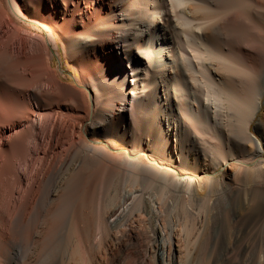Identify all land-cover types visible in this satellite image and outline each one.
Masks as SVG:
<instances>
[{
  "label": "bare ground",
  "instance_id": "6f19581e",
  "mask_svg": "<svg viewBox=\"0 0 264 264\" xmlns=\"http://www.w3.org/2000/svg\"><path fill=\"white\" fill-rule=\"evenodd\" d=\"M263 155L264 0H0V264H264Z\"/></svg>",
  "mask_w": 264,
  "mask_h": 264
},
{
  "label": "rangeland",
  "instance_id": "374dc122",
  "mask_svg": "<svg viewBox=\"0 0 264 264\" xmlns=\"http://www.w3.org/2000/svg\"><path fill=\"white\" fill-rule=\"evenodd\" d=\"M53 53L55 54V51H53ZM53 61H54L53 62L54 68H58L60 66L61 69L63 70V73H64L66 79L68 81H70V80L72 81V79L75 77L74 72H73V68L69 64V62L64 58V55L62 53V50H61L60 46H59L58 51H57V56L55 54ZM261 112L262 111L258 112L257 118L261 114ZM220 170L221 169H219V171ZM245 171L246 170H243V171L240 170L239 171V173H238V178L239 179H237V181H235V184H247L248 183V180H247L248 171H246V172ZM219 175H220V173H216L215 177H217ZM202 190L204 192H202ZM205 191H206L205 188L201 189L198 192L199 194L198 193L197 194L199 195V197L200 196L203 197L205 195L206 198H207V196L209 198V199H207L209 201V206H208L209 208L206 207V209H205L207 212H209L208 213V216H209V218H208V222H209L208 234L210 235V237H214L215 239H218L217 242L219 241L218 242L219 244L217 243L215 252H216V256L217 257H221V256H223L222 254H223V250H224V247H223L224 243L222 241H223V238L226 235L227 229L231 227V223L228 222L227 218H226V220L223 218V214H227L228 213L230 215V214H235V213H238L239 211H241L242 210V208H241L242 196L236 195L235 193L230 194V196L229 195H224L223 197H221V203H220L219 207L214 210L213 205H210V204H212V202L214 201V199H216V197L214 195H212L211 193L208 194V192L207 191L205 192ZM238 198H240V200ZM258 202H257V204L253 205L252 208H250V210L246 211L249 214H248L247 221L245 222V224H243L244 226L242 225L243 227H245V228L253 227V226L257 227V225L259 227V224L263 225L264 215H262V214H264V197L262 196V198L259 199ZM255 206H257V207H255ZM256 218L258 220H256ZM260 218H262V219L260 220ZM254 220H256V221H254ZM225 221H227V223H224ZM253 221L256 222V223H254ZM257 221H258V223H257ZM262 225H261V227H262ZM255 227H253V228H255ZM261 227H259V228H261Z\"/></svg>",
  "mask_w": 264,
  "mask_h": 264
}]
</instances>
